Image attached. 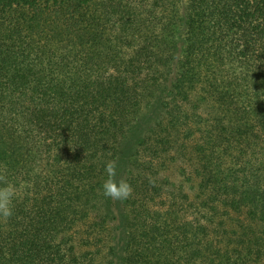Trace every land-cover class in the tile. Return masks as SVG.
I'll return each instance as SVG.
<instances>
[{
  "label": "trees",
  "instance_id": "trees-1",
  "mask_svg": "<svg viewBox=\"0 0 264 264\" xmlns=\"http://www.w3.org/2000/svg\"><path fill=\"white\" fill-rule=\"evenodd\" d=\"M5 167L0 264H264V0H0Z\"/></svg>",
  "mask_w": 264,
  "mask_h": 264
},
{
  "label": "clouds",
  "instance_id": "clouds-1",
  "mask_svg": "<svg viewBox=\"0 0 264 264\" xmlns=\"http://www.w3.org/2000/svg\"><path fill=\"white\" fill-rule=\"evenodd\" d=\"M106 179L102 184V194L113 200L123 201L133 194V188L123 177L117 178V161L105 162ZM17 189L8 180L6 167L0 170V219L7 220L13 215L14 199Z\"/></svg>",
  "mask_w": 264,
  "mask_h": 264
},
{
  "label": "rangeland",
  "instance_id": "rangeland-1",
  "mask_svg": "<svg viewBox=\"0 0 264 264\" xmlns=\"http://www.w3.org/2000/svg\"><path fill=\"white\" fill-rule=\"evenodd\" d=\"M146 119H143L141 120L140 122V127L143 128V126H145L146 122H145Z\"/></svg>",
  "mask_w": 264,
  "mask_h": 264
}]
</instances>
